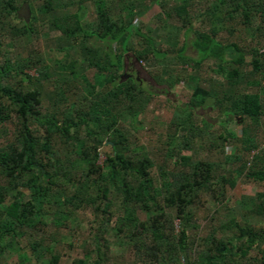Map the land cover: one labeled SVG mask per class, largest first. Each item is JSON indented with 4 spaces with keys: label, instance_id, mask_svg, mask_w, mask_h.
<instances>
[{
    "label": "trees",
    "instance_id": "1",
    "mask_svg": "<svg viewBox=\"0 0 264 264\" xmlns=\"http://www.w3.org/2000/svg\"><path fill=\"white\" fill-rule=\"evenodd\" d=\"M25 1L29 21L18 17L15 0H0V264L7 251L31 264L24 247L33 264H58L55 245L67 235L52 226L67 227L86 208L93 245L71 264H107L109 232L122 234L136 264H264V140H257L264 134V0H172L167 9L163 0H75L74 11L62 0ZM87 1L94 11L89 24L83 21ZM151 3L162 6L159 27L169 26L163 43L134 22ZM39 21L59 33L63 53L55 67L36 51L5 57L4 39L36 31ZM236 29L249 42L218 36ZM189 34L194 56L179 40ZM129 53L157 84L192 86L184 103L166 98L174 112L163 140L156 139L165 149L160 163L123 123L128 116L139 128L154 94L132 75L124 80ZM204 106L220 115L218 128L197 115ZM238 120L239 136L227 128ZM203 137L210 148L223 153L232 144L234 151L221 161L192 159L185 151ZM102 145L111 152L99 161ZM240 177L261 189L240 195L217 225L214 207L205 216L207 231L189 234L198 227L203 194L215 206L227 203L226 186ZM138 211L148 214L140 218Z\"/></svg>",
    "mask_w": 264,
    "mask_h": 264
},
{
    "label": "rangeland",
    "instance_id": "2",
    "mask_svg": "<svg viewBox=\"0 0 264 264\" xmlns=\"http://www.w3.org/2000/svg\"><path fill=\"white\" fill-rule=\"evenodd\" d=\"M18 5V10H20L19 18L28 17L27 21H29L31 12L25 0H15ZM66 2V9L70 11H74L77 7L75 0L73 2H68L69 0H62ZM164 8L167 9L169 5L173 4L172 0H163ZM169 4V5H168ZM84 17L83 21L87 22V24L92 22L94 18L93 5L90 1L84 2ZM161 5L158 3H151L148 8L143 12L140 16L135 18V23L137 26L141 27L143 30L150 27L151 35L156 38L158 42H162L166 37V28H160L156 23V16L161 12ZM65 9V10H66ZM17 10V11H18ZM63 10V8H62ZM58 12V10H56ZM17 25L21 24V22H15ZM197 25V23H195ZM37 30L31 33H27L24 36L12 37L9 35L4 39L3 42V52L5 57H25L31 51H36L38 55H40L41 59L48 66L55 67V60L62 57V51L58 50L59 43V33L52 29L47 23H43L39 21L35 24ZM195 25V26H196ZM219 38L227 39L230 41H238L241 44H245L249 42L247 37H244V32L239 30H234L233 33L229 34L226 31L220 32L218 34ZM191 39V35L189 34L187 38H182L179 36V40L186 41V54L190 56H194L195 52L191 46H189V41ZM90 44L97 46L99 42L95 39L90 40ZM29 51V52H28ZM2 60V56L0 57ZM248 59V56H247ZM125 65L128 67L125 75L123 76L124 80L128 75H132L141 80V84L148 86L153 92V96L149 103L144 108V111L139 115V119L141 121V125L136 130L132 128V122L128 116L123 120V123L127 125L132 131H134L136 140L135 143L137 145H147V150L150 153V156L156 163H160L162 159V155L164 154V148L162 147L161 141L163 140V132H164V124L169 121L174 112V106L171 104L169 98L173 101V103H184L187 101L188 96L191 92L192 86L187 83V81H179L172 86H167L166 84H157L151 77L150 72L148 71V67L143 66L142 63L136 62L133 59V56L129 53L125 60ZM209 66H203L200 69L202 76H209L210 70ZM29 73H34L33 70H29ZM87 77L91 80L94 77L93 70L86 71ZM206 87L209 86V83L202 82ZM196 113L199 116H202L212 122V129L218 128V121L220 119V115H218L217 111L211 108L210 106H204L196 109ZM242 124L240 120L237 122L229 121L227 122V128L231 129L236 133V135H240ZM257 140L261 143L264 140V134L259 131L257 134ZM209 140L206 137L200 141H194L192 143L191 151H185L188 154H191L192 159H201V160H215L221 161L223 159V155L226 153H231L234 151V146L232 144H227V146L223 147V153L220 150L221 148L214 149L208 147ZM109 145H102L100 147V155L99 161H102L105 157V154L110 153ZM235 165V164H234ZM227 168L233 167L232 164H226ZM220 172V169H218ZM262 187L261 183L254 180H246L243 177L237 179L236 184L233 188L226 186V194L228 196L227 203L224 202L222 204L214 205V201L212 200L209 194H203V205L197 207L195 210V223L198 225L196 229L188 230L189 234L192 232H196L198 236L204 234L208 229V222L205 219V216H208L212 213V209L216 208V212L214 214L213 225H217L223 220H225L229 215L230 208L233 204L237 202V199L242 194H254L256 191L260 190ZM148 213L145 211H138V215L140 218H144ZM91 214L89 213V209L86 208L84 210H80L74 219L68 221V226H52V230L57 229L61 231L62 234H66L67 238L63 239L61 243L56 244L58 251L60 252V259L58 264H71L72 259L75 257H83L85 252L91 249L93 245V237L91 235V230L93 224L88 221ZM250 221L253 223H258L259 218H250ZM261 221V220H260ZM50 232V231H49ZM105 238L109 243L110 251L108 256L110 259L107 260V264H136V257L133 254V250L126 245V240L122 236V234H114L113 232H109ZM26 241L25 237L21 240V244H24ZM24 247V246H23ZM29 255V262L33 264V257L30 255V250L28 247L22 248ZM91 251V250H90ZM91 253V252H90ZM3 264H28L21 263L18 258L17 252H5L4 259L2 260Z\"/></svg>",
    "mask_w": 264,
    "mask_h": 264
},
{
    "label": "water",
    "instance_id": "3",
    "mask_svg": "<svg viewBox=\"0 0 264 264\" xmlns=\"http://www.w3.org/2000/svg\"><path fill=\"white\" fill-rule=\"evenodd\" d=\"M20 10H21V9H19V10L17 11L18 15H20ZM27 19H28V17H27V16H25V20H26V21H27ZM123 76H126V75H125V73H124V75H123Z\"/></svg>",
    "mask_w": 264,
    "mask_h": 264
},
{
    "label": "flooded vegetation",
    "instance_id": "4",
    "mask_svg": "<svg viewBox=\"0 0 264 264\" xmlns=\"http://www.w3.org/2000/svg\"><path fill=\"white\" fill-rule=\"evenodd\" d=\"M125 70L127 71L128 70V67L125 65Z\"/></svg>",
    "mask_w": 264,
    "mask_h": 264
}]
</instances>
